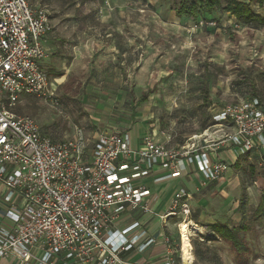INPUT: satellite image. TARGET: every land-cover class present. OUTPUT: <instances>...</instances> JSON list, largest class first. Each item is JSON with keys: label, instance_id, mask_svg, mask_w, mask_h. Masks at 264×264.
Wrapping results in <instances>:
<instances>
[{"label": "rangeland", "instance_id": "rangeland-1", "mask_svg": "<svg viewBox=\"0 0 264 264\" xmlns=\"http://www.w3.org/2000/svg\"><path fill=\"white\" fill-rule=\"evenodd\" d=\"M183 1L28 0L34 8L47 9L55 21L54 27H62L68 36L73 34V23H80L84 30L78 36L92 54V69L91 63L83 65L77 61L73 67L81 77L92 70V77L98 79L92 90L85 93L80 79L76 86L71 80L70 87L64 90L60 87L63 94L58 107L36 96H24L17 113L33 116L41 131L56 139L72 137L76 127L132 133H139L140 128L147 131L159 128L166 133L159 140L179 149L190 136L209 128L206 133L209 142H220L233 130L231 125H215L213 116L222 107L250 96L264 100V25L237 21L224 9V0L211 10L202 0H187L197 7V16L179 17L176 9ZM241 1L264 16V6H259L256 0ZM208 20L214 24H206ZM199 21L203 25L196 27ZM117 27L122 32L117 34L118 40L105 36ZM91 35L92 39L86 41ZM122 53L130 64L125 63L129 68L123 71L125 77L118 87L114 80L121 77L118 55ZM152 86L156 90L148 103L137 106L132 116L141 91ZM92 98L107 103L106 112L98 113L96 118L90 112H97L99 105L95 107ZM204 143L207 144L203 138L198 139V144ZM224 150L220 148L217 152ZM225 157L223 160L230 167L220 178L205 181L194 169L177 181V186H184L190 193L192 215L188 221L182 222L177 217L169 223L176 228L178 241L181 236L185 262L264 264L262 155L243 154L238 149ZM149 179L145 183L153 188ZM242 200L245 215L240 208ZM0 209H3L1 201ZM243 222L248 231L240 233V241L246 248L240 252L211 226L217 223L233 227Z\"/></svg>", "mask_w": 264, "mask_h": 264}, {"label": "built area", "instance_id": "built-area-1", "mask_svg": "<svg viewBox=\"0 0 264 264\" xmlns=\"http://www.w3.org/2000/svg\"><path fill=\"white\" fill-rule=\"evenodd\" d=\"M52 30L47 9L28 0H0V257L15 255L18 264H129L122 253L142 252L155 238H148L138 220L120 231L112 224L125 211L154 213L143 180L156 169L162 171L156 183L181 177L187 164L195 165L205 181L216 180L230 167L217 155L227 144L243 154H261L264 164V100L258 96L229 103L213 116L215 125L233 128L215 143L206 135L209 128L179 149L152 133L137 145L130 131L91 133L76 127L65 139L43 133L33 116L16 108L29 95L60 105L41 66L44 40ZM198 137L207 144H198ZM190 199L180 188L161 219L188 221ZM164 241L172 252V239ZM179 252L180 264H193L184 261L181 236Z\"/></svg>", "mask_w": 264, "mask_h": 264}, {"label": "crops", "instance_id": "crops-1", "mask_svg": "<svg viewBox=\"0 0 264 264\" xmlns=\"http://www.w3.org/2000/svg\"><path fill=\"white\" fill-rule=\"evenodd\" d=\"M104 8L106 9L105 6ZM106 12H107V9H106ZM50 19H51L52 24L55 23L51 13H50ZM118 28L119 27H117V30H115L114 32L113 31L106 32L105 36L113 38L112 41L118 40L119 38L117 34L122 33ZM72 29H73V34L71 36H68L66 31L62 30V27L60 26L54 27L53 25V30L46 35V38L44 40L46 56L42 59L41 66L50 76L52 86L56 89V94L59 97L61 96V94H63V92L60 91V87L63 90L65 87L67 88L70 87L68 83L71 80L74 81L75 86H76V82H78L79 79L82 80V83L84 84L82 88L84 89L83 92L85 93L87 92L88 89L92 90V87L94 86V84L97 83V79H98V77H92V70L90 71L88 75L86 74L87 77L86 75L85 77H81L80 76L81 74H78L75 68L73 67V64L76 61H77V64H79V62H81V64L83 65L90 64L92 61V54L89 53V50L86 51L87 46H83V40L80 38V36H78V32H81L84 30L83 27L80 25V23H78L77 21L74 22ZM83 33L86 34L85 31ZM91 39H92V35L86 41H90ZM84 45H87V44H84ZM76 53L78 54L76 55ZM128 57L134 58L133 55H129V54H128ZM118 59L120 61V68H119L120 73L119 74L121 77L115 78L114 81L115 83H117L116 86L120 87L121 82L122 80H124V77H125L122 75L123 71L125 72L127 71L126 68H129L128 64H130V61H127L128 58L127 56H125V53L118 55ZM103 62L106 65L107 59L105 58ZM125 63H128V64H125ZM89 67L90 69H92V63H91V66ZM105 70H107L106 67H105ZM109 70L112 71V69H109ZM155 90H156V87L152 86L150 88H147L141 91L139 100L133 106L132 116L136 114L137 106L148 103L150 95L153 94ZM101 93H105V92L103 91ZM143 96H146V97L145 99L142 100ZM100 97L102 98L103 96L100 95ZM132 99H133L132 102L134 103L135 97L133 96ZM92 103H94L95 107L96 106L98 107L99 105V108H97V112H92V113L90 112L91 116L94 115V118H96L98 113L103 114L104 112H106L104 110V107L106 106L107 103L104 100L99 101V100L92 98ZM85 130L91 133L92 132H103V131L90 130V129H85ZM140 130L141 131H139V133L138 132L132 133V131H130L131 136H132V143L134 145L139 144L140 140L146 134L152 133L153 135H155L157 139L162 140L163 138L161 135L165 133L164 131H161L159 128H152L148 131L144 130L143 128H140ZM106 131H111V129H107ZM168 139H170V137H168L167 140ZM226 146L227 145L221 147V150L225 149L223 153L218 152L217 154L222 159H227L225 157L226 155H230L231 153L233 154L235 153L236 150H238L237 148H234L231 146L226 147ZM194 169L197 170L196 167L187 164L186 170L183 173V175H185L188 172L193 171ZM161 172H162L161 170L156 169L153 173V176L147 177V178H150L149 180L152 181L151 183L153 185V188H151L145 183V180L147 178L143 180L144 184L151 190V194L149 196V203L154 213L149 214V213L143 212L142 210L125 211V212H122L118 216V218L114 220L112 224V230L120 231V230H123L128 225H130L132 222L138 220L141 222L142 227L147 230L148 238L150 237L155 238V241L152 242L142 252H140L137 248L124 251L122 253V259L129 264H171L170 259L175 260L176 264H180V254H179L180 253L179 252L180 236H179V241H178V239H176V233L174 232V229L176 230V228L174 226H171V224L169 223L171 218H177V217H168L166 221L165 220L163 221V219H161V216L165 215L169 211L170 202L175 196V193L180 188L184 187V186H177L178 184H176L177 181L182 179L183 175L181 177L170 179L168 181L156 183L154 181V177L157 174H160ZM132 233L133 232L128 233L126 236L129 237L132 235ZM165 236H169L173 241L174 249L172 250V252L167 250V246L164 241ZM18 263H19L18 259L15 255H10L5 258L0 257V264H18Z\"/></svg>", "mask_w": 264, "mask_h": 264}, {"label": "trees", "instance_id": "trees-1", "mask_svg": "<svg viewBox=\"0 0 264 264\" xmlns=\"http://www.w3.org/2000/svg\"><path fill=\"white\" fill-rule=\"evenodd\" d=\"M204 5L208 9H214L216 6L222 4L223 0H202ZM225 6L224 9L232 14L235 19L245 24H255V25H264V16L254 11L251 6L244 1L241 0H224ZM259 6H264V0H256ZM198 13L197 7L192 2H188L187 0L183 1L181 5L176 9V15L179 17L190 16L196 17ZM146 96L142 97V100L145 99ZM240 208L242 209V213L245 212V200L240 202ZM258 208V207H257ZM264 211V209H262ZM244 214V213H243ZM245 215V214H244ZM243 215V216H244ZM264 215V212L261 214ZM214 229V232L221 235L225 239L230 240L234 247L240 252L243 249H246L242 246V242L240 241V233L248 231V225L246 223H242L239 226L229 227L224 224H213L211 225Z\"/></svg>", "mask_w": 264, "mask_h": 264}, {"label": "bare ground", "instance_id": "bare-ground-1", "mask_svg": "<svg viewBox=\"0 0 264 264\" xmlns=\"http://www.w3.org/2000/svg\"><path fill=\"white\" fill-rule=\"evenodd\" d=\"M189 224H190V225H193V222L190 221ZM182 252H183V249H182ZM189 262H190V261H189ZM189 262H186V263H189Z\"/></svg>", "mask_w": 264, "mask_h": 264}]
</instances>
